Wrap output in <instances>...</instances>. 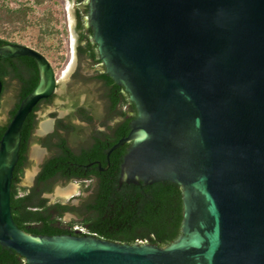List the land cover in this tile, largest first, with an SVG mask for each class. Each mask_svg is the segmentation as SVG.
<instances>
[{
	"label": "water",
	"instance_id": "water-1",
	"mask_svg": "<svg viewBox=\"0 0 264 264\" xmlns=\"http://www.w3.org/2000/svg\"><path fill=\"white\" fill-rule=\"evenodd\" d=\"M87 6L106 73L138 111L130 134L108 156L133 143L121 185L172 182L182 189V235L160 247L19 228L11 200L22 129L63 81L44 53L6 43L0 62L33 58L40 82L0 140V245L25 264H264V0Z\"/></svg>",
	"mask_w": 264,
	"mask_h": 264
},
{
	"label": "trees",
	"instance_id": "trees-1",
	"mask_svg": "<svg viewBox=\"0 0 264 264\" xmlns=\"http://www.w3.org/2000/svg\"><path fill=\"white\" fill-rule=\"evenodd\" d=\"M48 1L51 0H34V3L42 6ZM83 1L80 0V3ZM31 12V7L26 4H22L18 9L1 4L0 34H8L9 27L12 28L10 32L15 29L24 30L26 25L31 24L29 20ZM87 17L88 6L78 9L77 29L80 33L78 54L80 60L91 61L93 65L100 64L98 47L93 42L94 31L88 27ZM42 21L46 23L42 32L44 35H51L52 20L46 16ZM6 43L12 42L0 36V46ZM41 44L42 47L39 46L36 49L43 52L45 50L43 43ZM97 73L100 74L94 79L104 83V97L109 102L111 110L115 112L113 116L115 114L121 116L123 121L115 128L107 124L106 132L95 131L94 144L90 149L83 150L80 155L72 154L66 140L60 138L57 144L58 156L45 165L39 179L40 183L28 188L21 187L19 181L25 174L27 154L33 142V132L37 127L35 116L31 113L22 129L20 160L14 173L11 200L14 220L21 230L35 236L92 235L107 241L129 245L148 242L167 247L182 235L184 220L182 189L172 182H160L153 185H145L143 182L120 184L121 165L130 144L120 147L111 154L110 167H108L107 156L121 139L130 134L131 123L137 118L138 111L130 102L124 88L118 86L105 72ZM7 78L12 81L18 80L20 86L16 106L10 114L9 121L0 126V140L22 102L38 86L40 82L38 65L30 57L3 60L0 62V80L5 84ZM7 90L4 88L0 96V109ZM127 106H131L129 112L124 110ZM119 107L122 111L118 110ZM77 115L88 122H94V116L91 115L87 106L78 107ZM59 126L66 131L75 129L74 126L62 123ZM95 160H100L107 170L101 172L96 167L87 173L85 168L82 169V165ZM93 176L98 179V186L94 190L92 186L84 187L83 193L88 194L93 190V194L85 198L81 197V203L78 206L72 205L71 202L64 204L63 201L50 204L49 199L43 196L46 193H53L55 186L61 181L76 178L90 179ZM49 181L52 182L47 184ZM68 213L75 215L77 219L66 224L65 215ZM77 230H84V232L79 233ZM0 264H25V259L16 251L0 245Z\"/></svg>",
	"mask_w": 264,
	"mask_h": 264
},
{
	"label": "rangeland",
	"instance_id": "rangeland-1",
	"mask_svg": "<svg viewBox=\"0 0 264 264\" xmlns=\"http://www.w3.org/2000/svg\"><path fill=\"white\" fill-rule=\"evenodd\" d=\"M89 0H84L80 3V0H51L42 6L36 5L34 0H0V5L5 4L12 9H18L22 4H26L31 7L32 12L29 16L31 21L30 25H26L23 29H15L10 32L11 27L8 28V34H0L1 37L9 40L10 42L25 44L34 48L39 46L45 51L44 53L54 66L58 79L62 80V76L69 68L68 77L66 80H62L63 83L59 86L58 94L54 98L53 105L43 109L42 122L51 121V113H58L60 115H67L71 110V98L74 91L77 93V97L83 102L89 96L100 97L103 95V89L97 82L94 81L95 73L98 70H103L101 66H94L88 60H80L78 54L80 33L77 29V11L78 9H84ZM52 14V15H51ZM49 16L51 35H44L43 27L46 24L43 20L44 17ZM48 18V17H47ZM87 19V18H86ZM88 21V20H87ZM18 27V26H17ZM43 38L44 42L41 41ZM83 88V89H82ZM14 85H9L7 95H17ZM99 100V99H97ZM11 107H4L0 109V123L8 122V112ZM35 146V145H34ZM36 147V146H35ZM33 162L31 168L26 170L25 177L22 185L28 188L34 186L33 181H29V173L36 172L38 161L33 156ZM76 186V190L69 197L57 196L56 191L58 189H65L69 186ZM76 182L65 184H58L55 186L53 193L48 195L51 202L63 201L64 203L72 202L78 206L81 203V197H87V194L83 193V188ZM54 196V197H53ZM74 218L72 214H67L65 221L71 223Z\"/></svg>",
	"mask_w": 264,
	"mask_h": 264
},
{
	"label": "flooded vegetation",
	"instance_id": "flooded-vegetation-1",
	"mask_svg": "<svg viewBox=\"0 0 264 264\" xmlns=\"http://www.w3.org/2000/svg\"><path fill=\"white\" fill-rule=\"evenodd\" d=\"M87 19H86V21H87ZM87 24H88V21H87ZM99 59H100V56H99ZM94 66L103 67L104 70L101 71V70L97 69V72L101 71V73H103V72L106 73V68H105L102 61L100 64H94ZM99 74L100 73H95L94 78ZM94 81L97 82L98 84H100V86L102 87L103 95H101L98 98L96 96H89V94H87V98L82 102L77 97V93L74 91V93L72 94V98H71V101H72L71 102V105H72L71 110L72 111L65 116L60 115L58 113H51V115H52L51 121L42 122L43 109L53 105L54 98L57 96V94H55L51 98L42 100L36 106L37 108L35 107V109L33 110L32 113L35 116L37 127L33 132V137H32L33 142L31 143V145L29 147L28 154H27V163L25 166V174H26V170L31 168V166H32V162H33L32 157L35 155V153L37 154V152H38V154L34 156L36 158V160L38 161L36 172L34 171V173H33L34 177L31 180H29V181L34 182V186H36L37 184L40 183L39 179H40L41 174L43 173L45 165L51 159H54L55 157L58 156L59 148L57 147V144H58V141L60 138L63 140H66L67 147L71 150L72 154L80 155V153L83 150L90 149V147L94 144V142H95L94 138L96 136L95 131L106 132L107 124H108V126L115 128L117 125H119L123 121L121 116H117L116 114L113 116V114L115 112H113L111 110L109 102L104 97L105 96V94H104V91H105L104 90L105 89L104 83L102 81H99L96 79H94ZM5 82L6 83L3 84V89L5 88L7 90V89H9V85H14V88H16L15 90H17V94H18V89L20 86V82L18 80L12 81L11 79L7 78L5 80ZM97 99H99V100H97ZM16 100H17V95L12 96V95H7V93H6L3 96L2 108L11 107L9 112H8V117H9L8 121L10 119L11 112L13 111V109L16 106ZM76 105H78L77 108L87 106L88 109L91 111V115L94 116V122H88L87 120L83 119L81 116H78L77 115V108H75ZM118 110L122 111L121 107H119ZM124 110L129 112L131 110V106L125 107ZM5 123L6 122L0 123V126L5 124ZM47 123L49 124L48 125L49 127L47 129H43V124H47ZM61 123L67 124L71 127L74 126L75 129L71 128L68 131H66L62 128L60 129L59 124H61ZM48 144H50L51 147ZM128 144H130V147H131L133 143H128ZM129 148H128V151H129ZM108 155H109V153H108ZM110 156H107V160L109 162L108 167L111 166ZM123 163H124V160H123ZM123 163H122V165H123ZM71 164L73 165V163H71ZM122 165H121V170H122ZM81 167H82V169L85 168V172H87V173L96 167H98V170L101 172H105L107 170V168L103 167V163L100 160L91 161L90 163H88L86 165H82ZM25 174H24L23 178H21L19 181V185L21 187H25L24 185H22ZM52 181H49L47 184H50ZM72 182H76V183L80 184V186L82 188H84V187L87 188L89 186H92L93 187L92 189L94 190L98 186L99 181L96 177L93 176L90 179L76 178V179L67 180V181L64 180V181L59 182L58 184L62 183V184L67 185V184L72 183ZM93 190L91 192H89L87 194V196L92 195ZM50 194H52V193H46L43 196H44V198L49 199L50 204L56 203L57 201L51 202L50 198L48 197V195H50ZM72 205H74V204L72 203ZM68 214H71V213H68ZM66 215H65V217H66ZM73 216H75V215H73ZM74 219H77V218H74ZM65 223L67 224L66 221H65ZM77 232L81 233L82 231L77 230Z\"/></svg>",
	"mask_w": 264,
	"mask_h": 264
},
{
	"label": "bare ground",
	"instance_id": "bare-ground-1",
	"mask_svg": "<svg viewBox=\"0 0 264 264\" xmlns=\"http://www.w3.org/2000/svg\"><path fill=\"white\" fill-rule=\"evenodd\" d=\"M71 66L72 65H70L69 68L67 70H65V72H64V74L62 76V80L63 81L66 80V78L68 77V73L70 71ZM48 125H49L48 123L47 124H43V129H47L49 127ZM37 154H38V152H37ZM37 154L35 153V155H37ZM33 175H34L33 173H29V180H31L34 177ZM75 190H76V186H74V185L73 186H69L68 188L58 190V195L59 196H63V197H69V196H71L74 193Z\"/></svg>",
	"mask_w": 264,
	"mask_h": 264
},
{
	"label": "built area",
	"instance_id": "built-area-1",
	"mask_svg": "<svg viewBox=\"0 0 264 264\" xmlns=\"http://www.w3.org/2000/svg\"><path fill=\"white\" fill-rule=\"evenodd\" d=\"M82 232H84V230H81Z\"/></svg>",
	"mask_w": 264,
	"mask_h": 264
},
{
	"label": "clouds",
	"instance_id": "clouds-1",
	"mask_svg": "<svg viewBox=\"0 0 264 264\" xmlns=\"http://www.w3.org/2000/svg\"><path fill=\"white\" fill-rule=\"evenodd\" d=\"M81 233H83V232H81Z\"/></svg>",
	"mask_w": 264,
	"mask_h": 264
}]
</instances>
